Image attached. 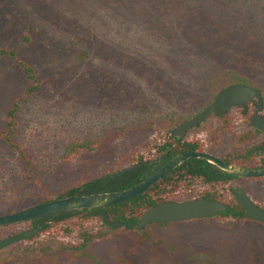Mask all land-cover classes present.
Returning a JSON list of instances; mask_svg holds the SVG:
<instances>
[{"label": "rangeland", "instance_id": "1", "mask_svg": "<svg viewBox=\"0 0 264 264\" xmlns=\"http://www.w3.org/2000/svg\"><path fill=\"white\" fill-rule=\"evenodd\" d=\"M231 1L251 0H0V46L30 63L41 81L15 118L16 139L35 173L0 138V208L19 195L57 194L130 166L139 154L155 158L154 144L168 131L157 121L192 117L203 109L210 77L230 60L226 50L210 56V3ZM255 3L260 17L254 27L246 21L239 37H256L263 53L264 0ZM29 85L17 60L0 57V129ZM216 126L223 129L213 130ZM103 136L108 140L95 152L65 159L70 142ZM186 136L202 139L216 156L264 140L238 108ZM230 187L264 202V178L232 179ZM103 230L107 234L82 251L59 234L21 241L0 251V264H264V226L255 222ZM5 233L0 229V236Z\"/></svg>", "mask_w": 264, "mask_h": 264}, {"label": "trees", "instance_id": "2", "mask_svg": "<svg viewBox=\"0 0 264 264\" xmlns=\"http://www.w3.org/2000/svg\"><path fill=\"white\" fill-rule=\"evenodd\" d=\"M260 9V6L255 3V0L240 4H234L232 1L231 4L222 5L218 2L215 5L210 3V56H213L212 52L217 55L220 51L226 50L230 60L225 62L224 67L217 69L210 77L208 82L209 100L202 108L208 105L222 89L236 83L252 86L258 89L264 97V51L263 53L261 50L259 51V41H257L256 37L253 36L252 39L247 40L239 37L240 30L244 28L246 21L250 20L249 22H252L251 27L255 26L254 24L260 17ZM246 17L248 20H246ZM0 57H11L17 60L30 80V85L26 88L24 97L20 98L10 110L6 127L0 129V138L20 152L27 161L30 174L34 175L33 160L16 139L17 123L15 118L19 112L21 103L26 101L30 93L34 92L41 83L38 77L39 73L30 63L20 58L14 50L4 49L0 46ZM256 108L257 100L255 99L238 109L241 116L249 122ZM226 117L223 116V118ZM188 118L182 119L171 115L157 121L168 130L164 138L161 139V142L154 144V147L158 149L157 157H163L164 162L180 152L205 150V142L198 137L186 136L183 139H177L171 135V128L183 123ZM221 129L223 128H215L216 131ZM120 137V134L117 135L118 140ZM105 140L108 139L104 136L96 140L88 141L76 139L68 144L64 157L65 159L72 160L75 157H80L83 152H95ZM223 159L240 165L264 167V144L257 145L253 143L249 147L223 156ZM155 166L156 164L150 163L148 159L144 158L143 154H139L136 162L130 166L117 168L100 176L88 179L80 184L68 187L57 194H52L47 190L37 199L33 192L19 195L9 205L0 208V215L17 212L33 205L63 197L121 191L144 180L159 167V165ZM121 170L124 171L120 172ZM212 176L217 181L219 179L228 178L232 180L236 178V176L221 173L217 170H213ZM194 197L207 199L218 198L216 195L210 194V163L206 160L188 159L145 192L107 207L106 211L109 214L110 220L114 222L123 221L125 223L119 229L108 227L103 218L96 215V211H90L88 209L78 213L62 214L34 221L4 225L0 226V229L5 230V234L9 235L20 230L40 226L42 228L41 231L30 237L27 240L28 242H35L37 238L44 234H59L60 236L64 235L74 239L75 241L72 243L71 248L82 251L91 242L96 240L97 237H103L107 234L103 230L104 227L110 232H119L123 229L140 232L137 225L142 215L158 203L167 200L182 201ZM225 202L228 206L227 210L213 217L175 222H156L155 224L169 225L200 220H218L219 222L221 221V224H226L227 226H231L237 222H255L264 226L263 222L247 218L246 210L231 193ZM94 223L99 224L100 227L95 229ZM124 264L131 263L126 261Z\"/></svg>", "mask_w": 264, "mask_h": 264}, {"label": "water", "instance_id": "3", "mask_svg": "<svg viewBox=\"0 0 264 264\" xmlns=\"http://www.w3.org/2000/svg\"><path fill=\"white\" fill-rule=\"evenodd\" d=\"M255 99L257 100V108L250 121V125L256 127L260 131H264V114L262 113L264 111V97L262 93L252 86L236 83L222 89L215 98L198 113L175 126L171 131V135L181 139L192 128L208 119L211 114L226 115L234 108L246 105ZM188 159L206 160L212 164L217 171L240 178L264 177V168L248 167L228 162L208 151H184L173 156L157 170L149 174L144 180L130 188L115 192L90 193L58 198L27 207L17 212L2 214L0 215V226L34 221L62 214L78 213L88 209L90 211H96V215L101 216L107 226L113 229H119L123 227L125 223L123 221L114 222L110 220L106 208L145 192ZM234 195L240 205L246 210L247 218L264 223V209L256 204L244 190L239 192L236 191ZM227 208L228 206L221 201L206 198H191L182 201L167 200L158 203L145 212L137 228L144 229L148 225L156 222H175L192 220L195 218L213 217L225 212ZM40 230L41 227H35L1 238L0 250L24 241Z\"/></svg>", "mask_w": 264, "mask_h": 264}, {"label": "flooded vegetation", "instance_id": "4", "mask_svg": "<svg viewBox=\"0 0 264 264\" xmlns=\"http://www.w3.org/2000/svg\"><path fill=\"white\" fill-rule=\"evenodd\" d=\"M239 108V107H238ZM255 113V112H254ZM263 113V112H262ZM229 114V113H228ZM228 114H226V115H217V114H211L210 115V117L208 118V119H210L211 117H216V118H223V116H228ZM264 114V113H263ZM254 115V114H253ZM253 117V116H252ZM208 119H206V120H208ZM252 119V118H251ZM205 120V121H206ZM204 121V122H205ZM251 121V120H250ZM249 121V122H250ZM203 122V123H204ZM202 124V123H201ZM201 124H199V125H201ZM199 125H197V126H195V127H198ZM226 125V124H225ZM225 125L223 126V127H225ZM194 127V128H195ZM223 128L222 126H216V127H212V129L213 130H215V128ZM193 129V128H192ZM252 129H253V133H255V134H259V135H264V131H260L259 129H257L256 127H253L252 126ZM186 137V135L183 137V138H185ZM183 138H181V139H183ZM178 139V138H177ZM254 144H257V145H261V144H264V140L263 141H260V142H257V143H254ZM203 151H206V150H203ZM210 153H211V151H210ZM213 154V153H212ZM217 157H219L220 159H222V160H225V159H223V156H217ZM171 159V158H170ZM148 161L150 162V163H154V164H156V166H158L159 165V167L160 166H162L165 162H167V161H163V157H155V158H153V159H148ZM226 161V160H225ZM228 162H231V161H228ZM237 164V163H236ZM240 165V164H239ZM155 166V167H156ZM244 166H247V165H244ZM158 167V168H159ZM248 167H255V166H248ZM158 168H156L155 170H157ZM259 168H264V167H259ZM154 170V171H155ZM213 170H216L215 168H214V166L212 165V164H210V194H212V195H216L218 198L217 199H212V200H218V201H221V202H223V203H225L226 204V202H225V200H227V198H229L230 197V193L235 197V195H234V193L236 192V191H234V189L233 190H231V187H230V182H231V180H229L228 178H226V179H219L218 181L217 180H214V177L212 176V172H213ZM153 171V172H154ZM152 172V173H153ZM222 173V172H221ZM226 174V173H225ZM231 175V174H230ZM234 176V175H233ZM261 178H264V177H261ZM233 179H260V177H257V178H240V177H238V176H236V178H233ZM242 190H244V188H240L239 190H238V192L239 191H242ZM245 191V190H244ZM246 192V191H245ZM247 193V192H246ZM251 198H252V200L256 203V204H258L261 208H263L264 209V202H262V201H259V200H256V199H254V197L251 195V194H249V193H247ZM195 198V197H194ZM196 198H202V197H196ZM236 198V197H235ZM188 199H191V198H188ZM207 199V198H206ZM237 200V199H236ZM227 205V204H226ZM96 213V212H95ZM8 225H10V224H8ZM37 227H40V226H37ZM109 227V226H108ZM33 228H35V227H33ZM30 229H32V228H30ZM42 229V228H41ZM24 230H28V229H24ZM22 231V230H21ZM41 231V230H40ZM39 231V232H40ZM19 232V231H18ZM15 233H17V232H15ZM38 233V232H37ZM14 234V233H13ZM9 235H11V234H9ZM9 235H7V236H9ZM35 235V234H34ZM7 236H5V237H7ZM5 237H3V238H5ZM32 237V236H31ZM30 238V237H29ZM28 238V239H29ZM28 239H26V240H24V241H27ZM1 251V250H0Z\"/></svg>", "mask_w": 264, "mask_h": 264}]
</instances>
